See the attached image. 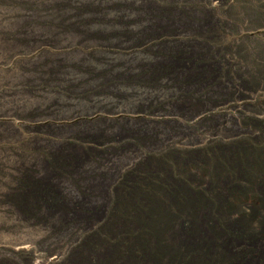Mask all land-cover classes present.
Masks as SVG:
<instances>
[{
	"label": "rangeland",
	"instance_id": "374dc122",
	"mask_svg": "<svg viewBox=\"0 0 264 264\" xmlns=\"http://www.w3.org/2000/svg\"><path fill=\"white\" fill-rule=\"evenodd\" d=\"M43 1L47 3L48 0H40L39 4L34 0H0V109L11 110L15 106V111H11L14 114V118H16L15 123L17 125L16 128L14 125H10V128L15 130V136L10 138L0 135V156H2L0 158H3L4 154L10 157L16 155L22 159L21 164L24 166L25 159L30 155L43 154L49 168H52L53 174H51V177L53 180L58 178L66 181L70 180L77 190H81L77 181L72 178L69 169L73 168L72 166L63 162L61 166H63V169L66 168V171L58 169L53 165L51 154L45 152L42 145L36 149L34 147L29 148L26 143H28L31 134L28 129L20 128L18 121L22 123L23 120L37 118L40 114L42 116L43 112L36 114L31 106L39 104L42 102V98L47 99L52 94H55L54 97L57 95L55 97L57 103L53 106L57 107L56 113L58 111V113L62 112L60 121H67L65 114L72 109L75 110L74 114L77 117L81 116V110L79 111L78 109L83 108V105L89 100L91 95H105L107 93L101 90L120 83L140 86L142 89L154 87L163 89V96H160L155 102H150L146 108L142 105H136L131 106L129 111L141 118H154L158 122H162L161 120L163 119H171L180 123L177 127L163 124L164 129H168L171 134L179 135L180 137L171 139L158 150L150 151L143 147L140 139L130 137L126 131L121 136L122 138H107L103 135H92L89 136L90 138H78V135H76V138H62V142L68 143L67 146L85 152L91 160H95L96 156L101 153L113 154V150H133L141 154V160L134 167L124 171L118 182L111 187V191L108 193L109 201L105 207L97 205L94 210H88L87 208L79 210L83 214L81 221L92 222L89 226L90 229L83 231L79 235L78 240L75 241L76 243H71L69 253L67 252L63 255L60 253L70 243L65 241L64 243L56 244L53 241L46 244L45 242L57 237L59 234H63L66 229L59 231L57 229V231H51L45 236V232L40 229V226L42 225L41 223H46V219L38 218L29 211L33 209L40 212L42 210L41 203L43 202L46 205V210L50 213L49 216L51 215L50 218L56 217V214L59 215L63 212L67 215L71 214L72 209L65 206V196L56 193V188L52 184L49 186V191L44 194V197L38 196L39 193H42V181L40 183L34 175L42 174L39 169H36V167L11 168L9 162L0 160V264H65V259L73 255V250L79 248L84 239L90 236L100 238V243L115 245L108 226L111 224L112 217L119 210L118 201L120 202L124 187L126 188L125 183L131 185L136 182L137 177L150 164L159 158L169 159V154L173 152L185 155L201 154L217 144L227 145L245 139L256 140L264 133V0H206V2L205 0H127L130 2L148 1L150 3L148 4L149 10L160 11L163 14L168 13V15L172 14L171 16L180 15L192 23H203L208 20L210 26L206 30L191 35L187 34L188 28L180 29L172 25L154 27L153 24H149L151 27L144 26L142 29H138L136 33H132L133 31L128 33L126 30L121 31L125 26L135 28L145 19L123 20V13L133 8L125 4V0H111L115 2L107 0L111 2V6L106 7V9L110 12L112 11L111 13H106L107 18L81 19L71 23L76 25L75 28H71L70 24L62 25L50 22L45 14L54 9L64 11L72 8L78 11L82 9L85 11L95 10L98 15L103 8L93 5L80 8L71 5V3H60L59 5L45 8L39 7L42 6ZM211 2L214 3L211 4ZM153 4L158 6L155 7ZM204 8H209L208 13L203 11ZM134 9L140 11L142 8L135 7ZM142 10H146V8ZM187 11L195 12V14L197 12V15L193 17ZM43 12L44 15L42 16ZM110 15L113 17L109 18ZM129 15L132 18V14ZM155 16L158 18L163 17L160 14ZM85 24L91 26L90 29L95 32L88 35L85 31L78 29ZM14 26L16 29L13 28ZM27 26L29 28L32 26L36 30L37 33L34 35L37 37L34 35H31V37L25 36L27 33L26 29H29ZM108 26V29L110 27L111 30L113 29L111 33L105 31ZM53 28H56L58 32L52 34V37L47 36L45 34L46 31H52ZM40 29L41 32H39ZM149 30L151 31L149 32ZM179 33L181 34L179 35ZM16 36H21L22 38H16ZM129 39H133L132 43L128 42ZM177 42L197 45L196 49L199 54L198 52L194 54L192 51L189 52L187 50L178 51L176 54L156 50L157 47L163 44ZM1 43L4 44L2 45ZM41 48L46 49L43 54ZM27 49H34L32 53L39 57H44L46 61L48 60L47 62L67 60L68 58L72 60L80 57L94 62L93 64L96 67L103 68L105 72L101 76L113 70L119 73L114 79L93 87L84 93L75 94L71 92L70 87H60V85L45 83L30 85L20 80L21 74L35 71V69H29L26 66L25 62L30 56L29 54L27 55ZM206 53L211 56L205 60L204 54ZM152 57L173 59L174 63L167 65L165 69L157 68L156 66H153L152 69H147L145 64H137L135 67L136 62L146 61ZM175 63L180 66L177 67ZM181 64H185V67L181 66ZM61 67L66 69L68 65L63 64ZM72 68L84 73V70L78 66L73 65ZM17 73H21L18 81ZM123 73H132L133 75L124 77ZM179 73L185 74L179 81H166L162 85L157 83L158 79L175 77ZM189 73H192L191 80H186L185 76ZM99 76L100 74H95V77ZM155 76L157 77L154 78ZM210 79L212 80L211 83L205 84ZM6 83L9 84L7 85ZM188 86H194L198 92L190 90ZM218 86H224V90L231 88V92L226 97H220L213 89ZM22 90L23 93L21 92ZM120 90L130 95H128V99L118 103L115 109L123 106L126 102H135L141 97L138 93L131 92L132 88L129 89L128 86H121ZM168 91L169 93H166ZM42 92L45 93L44 96H42ZM12 95H15L14 99L11 98L13 97ZM16 98L17 100H15ZM78 99L81 100L79 101ZM170 107H175L173 114H171L172 111L168 110ZM100 108V113L104 115L109 114L112 110L111 107L101 106ZM25 109H28V111ZM157 112H161L163 118L157 116L159 114ZM128 114L133 115L131 113ZM46 115L49 116V113L46 112ZM1 119L4 121L0 117V126H5ZM36 136L42 137L44 135L41 133L36 134ZM192 139L196 141V144H191ZM68 157L71 159L70 162L74 160L73 156L69 155ZM7 179H9V182L6 181ZM30 180L39 181V184L31 183ZM29 191L35 195H28ZM81 194L85 197L89 196L85 192H81ZM21 202H27L28 206L26 205L25 207ZM20 203L21 205H19ZM98 214L100 216L96 219L95 216ZM71 222L73 223V221L66 223L65 228H68L72 224ZM135 227L139 228L138 225H135V230ZM130 244L132 246V240L129 241L125 250L131 247H129ZM242 246V244H236L234 249H230V252L228 251L229 254H237ZM94 247V249L100 248L98 244L94 245ZM250 261L253 264H260L258 258H252ZM97 264L114 263L108 258Z\"/></svg>",
	"mask_w": 264,
	"mask_h": 264
},
{
	"label": "bare ground",
	"instance_id": "6f19581e",
	"mask_svg": "<svg viewBox=\"0 0 264 264\" xmlns=\"http://www.w3.org/2000/svg\"><path fill=\"white\" fill-rule=\"evenodd\" d=\"M34 1H36V3L39 4L40 0H34ZM109 1H111V0H109ZM109 1H107V0H48L47 3H44V1H43L42 6H39V7L45 8V7H49L52 5H59L60 3H71V5L76 6V7H80V8L83 6H87V5L101 6V8H103L101 13H99L98 15L96 14L95 10L85 11L82 9L81 11H78V10H75L72 8H68L64 11L60 10L61 12L58 11L57 9H54L53 11H50L49 13L45 14V16H47V19L50 20V22L52 21L54 24H62V25L70 24L71 28H75L76 25L71 24V23H73L75 21H80L81 19L90 20L92 18H94V19L95 18H98V19L107 18L106 13L110 12V11L108 9H106V7L111 6V2H115V1H111V2H109ZM205 2H206V0H205ZM124 3L128 4L129 6H132L133 8H132V10H127V12L125 11V13H123V15H124L123 20H139V19L145 18L144 21L139 23L138 26L135 28L125 26L124 28L121 29L120 27H118L121 29V31L126 30V32L128 31V33L132 32V31H133L132 33H134V32L136 33V31L138 29H142L144 26L151 27L149 24H153L154 27H158L161 25H165V26L166 25H172L175 28L177 27L180 29L181 28H186V29L188 28L189 31L187 34L191 35V34H194L196 32H203L204 30H206L210 26V23L208 22V20H207V22H203V23H192V22L187 21V19L185 17L180 16V15L171 16L172 14L168 15V13L163 14V13H160V11L157 12L155 10L154 11L149 10L148 4H150V3L148 1L130 2V1L125 0ZM213 3L211 2V4H213ZM153 6L156 7L158 5L153 4ZM135 7L136 8H142V9L146 8V10L140 9V11H137L134 9ZM23 11H25V10H23ZM203 11L208 13L209 8H204ZM187 12L189 15H191L193 17H195L197 15V12H196V14H195V12H190V11H187ZM128 14H132V18L130 17V15L128 16ZM133 14H134V16H133ZM158 14L162 15L163 17L162 16L161 17L163 19L155 16ZM43 15H44V12L42 13V16ZM75 15H76V17H75ZM71 16H72V18H70ZM118 16H119V14H118ZM110 17H113V16L110 15L109 18ZM15 26L13 28H15ZM34 26H36V25H34ZM90 27L91 26L85 24L83 26H80L78 29L85 31L86 34L90 35V34H93L95 32V31L91 30ZM139 27H141V28H139ZM108 28H109V26L106 28L105 31L111 33V31H113V29L111 30V27H110V29H108ZM42 30H43V28H42ZM97 30H98V28H97ZM150 31L151 30H149V32ZM26 32H27L25 34L26 37H31V35H34L37 33L36 30L32 28V26H31V28L26 29ZM39 32H41V29ZM56 32H58V30L56 28H53L52 31H49V32L46 31L45 34L47 36H51L52 34H55ZM38 34H40V33H38ZM180 34L181 33H179V35ZM17 37L20 38L21 36H16V38ZM35 37H37V36H35ZM123 38H125V37H123ZM137 38H136V40H137ZM77 39H79V38H77ZM134 40H135V38H134ZM131 41H133V39L128 40L129 43H132ZM1 44L3 45L4 43H1ZM2 45H1V47H3ZM197 47H198L197 45H188L186 43L177 42V43L163 44L160 47H157L156 50H161V51L163 50L169 54H176L178 51L187 50L189 52L192 51L194 54H196L198 52V50L196 49ZM41 49H42V54H43L46 49L45 48L44 49L41 48ZM33 50L34 49H30L27 51V55L29 54L30 56H29V59H27V61L25 63L29 69L32 68V69H35V71L34 72L31 71V73H27V74L17 73L18 74L17 81L19 79V74H21L20 80L24 83H27L30 85H37L40 83H42V84L45 83V84L56 85V86L60 85V87H70L71 92L76 94V93H84L87 90L92 89L93 87H96L100 84H105L108 81L114 79V77L117 76L119 73L116 70H113V71H108V72H106V74L104 76H101V74L103 72H105V71H103V68L101 69L99 67H96L93 64L94 62H92L86 58L83 59L80 57H78V58L76 57V59H72V60L67 57L68 58L67 60L62 59L61 61H55L54 60L55 61L54 62L52 60L51 62H47L48 60L46 61L44 59V57H42V56L39 57L36 54L32 53ZM198 54H199V52H198ZM63 55H61V56L63 57ZM210 56H209V53L204 54L205 60L207 57H210ZM173 63H174L173 59L152 57V58L147 59L146 61L136 62L135 67L137 64H139V65L145 64V68H147V69H149V68L152 69L153 66H156L157 68L159 67L161 69H165V67L167 65H170ZM63 64H67L68 67L69 66L70 67L69 68L67 67L66 69H64L61 67V65H63ZM113 64H114V62H113ZM73 65L82 68L84 70V73L79 71L76 68H72ZM102 65H103V63H102ZM175 65H177V67L180 66L179 64H176V63H175ZM181 66L185 67V64H181ZM133 69H136V68H133ZM132 73H134V72H132ZM132 73H123V76L124 77L131 76V75H133ZM95 74H100V76L95 77ZM183 75H185V74L179 73L175 77L161 78V79H158L157 83H160L162 85V84L166 83V81H171V82L172 81H179V79L182 78ZM191 76H192V73H189L188 75H186L185 76L186 80H189L191 78ZM156 77L157 76H155L154 78H156ZM202 78H204V77H202ZM211 81H212L211 79L207 80L205 84H209V83H211ZM121 86H128L129 89L132 88L131 92L138 93L141 97L139 98V100H137L135 102H133V101L132 102H126L123 106L115 109V106L118 103L125 101L126 99H128V95H130L127 93H123L120 90ZM188 88H190V90H196V88L194 86L193 87L188 86ZM224 88H225L224 86H218V87H214L213 89H214V91L217 92L216 93L217 95H220V97H226L231 92V88H226L225 90H224ZM6 89H7V87H6ZM176 90H174V91H176ZM5 91H7V90H5ZM101 91H104L107 94H105V95H95V94L91 95L89 97V100L86 101V103L83 105V108L78 109L79 111L81 110L80 111L81 116L77 117V115L74 114L75 110H73V109L69 110V111L66 109L68 112L65 115H66V119H68V120L67 121H60V119H62L61 118L62 112L60 111L61 113H58L59 112L58 111L56 113L55 110L57 109V107L53 106L54 104L57 103V100H55L56 99L55 97H57V95L54 97L55 94H52V95L50 94L51 96H49V98H47V99L42 98V102H40L39 104H36V105L34 104L31 106V108L34 110V113L40 114L41 112H43L44 114L42 116H40L41 115L40 114L37 116V118L29 119L26 121L23 120L22 123L20 121H18L20 128L28 129L29 133L31 134V136H29L28 143H26L29 146V148L34 147L36 149L38 146L42 145V147H44V149H45V152H47L48 154H51V159L53 160V165L58 169H62V170L66 169V168L63 169V166H61V164L63 162H65L67 165L72 166L73 168H69L70 172L72 174V178H74L77 181V184L79 185L81 190H77V188L73 185V183L70 180L66 181V180L59 179V178L56 180H53V178L51 177V174H53L52 173L53 171H51L52 168L51 169L49 168L47 161L44 160L43 154L30 155L28 158L25 159V161H24L25 165L24 166L21 164L22 159L18 158L16 155H13L10 157L9 155L4 154V157H6V158H4V157L0 158L1 161L5 160L6 162H9V166L11 168L36 167V169H39L40 172H42V174L41 175L40 174L34 175L37 178V180L40 181V183L42 181V183H41L42 184V189H41L42 193H39L38 196L44 197V194H46L49 191V186H51V184L53 187L56 188V191H55L56 193L65 196V198H66V201H65L66 205L65 206L72 209L71 214L67 215L63 212V213H60L59 215L56 214L55 215L56 217L50 218L51 215L49 216L50 213L46 210V205H44L43 202L41 203V207H42L41 209L42 210L40 212L34 211L33 209L31 211H29L32 215H34L38 218L46 219V223H41L42 225L40 226V229H42V231L45 232V236H47L48 233H50L51 231H57V229H58V231L61 229L62 230L66 229L63 234H59V235H57V237H53V239L48 240V242H45L46 244L51 243L53 241L56 244L64 243L65 241L70 243L69 246L63 252L60 253L61 255L66 254L71 249V243L73 244L76 240H78L79 235L83 231L84 232L87 231L90 224L92 223V222H89L87 220L81 221L83 214L79 210L81 208H87L88 210L89 209L94 210L97 205H101L102 207H105L109 201L108 200V193L111 191L110 190L111 187L118 182V179L120 178V176L122 175V173L124 171H126L129 168L134 167L141 160V154H139L133 150H125V151L113 150L114 151L113 154L101 153L99 156H96L95 160H91L85 152H83L79 149L67 146L68 143L62 142V140H63L62 138H64V139L66 137L76 138L77 137L76 135L79 136L78 138L89 137L92 135H94V136H100V135L102 136L103 135L107 138H114V137L115 138H122L121 136L126 131L127 135H129L130 137H133L135 139H140V141H141L140 143L143 145V147L146 150L150 151V150H158L162 145L166 144L171 139H173V138L175 139L176 137H180L179 135L176 136L174 134H171L170 133L171 131H169L168 129L167 130L164 129V126H163V124H166V125H169L172 127H177V125L180 123L174 122L171 119L170 120L163 119V120H161L162 122H158V120L154 119V118H148L147 119V118L137 117L136 114H133V112L129 111V108L131 106H136V105H139V106L142 105L144 108H146L150 102H155L160 96H163V94H164L163 89H161L159 87H154V88H150V89L149 88L142 89V88H140V86L138 87V86L132 85V84L131 85H123L120 83V84L105 87ZM196 91L198 92V90H196ZM21 92L23 93V90ZM22 93H19V94H22ZM39 93H37V94L39 95ZM166 93H169V91ZM44 95H45V93L42 92V96H44ZM14 96L11 98L14 99ZM6 100H7V98H6ZM15 100H17V98ZM78 100L80 101L81 99H78ZM74 102H71V103H74ZM60 104H61V102H60ZM18 105H19V103H18ZM69 105H71V104H69ZM101 106L102 107L103 106L109 107V108L111 107L112 110L109 114L104 115L103 113H100L99 109H101L100 108ZM14 107L11 110H14ZM174 108L175 107L168 108V110L172 111L171 114L174 113V111H175ZM11 110H9V109L8 110H1L0 109V117H2L4 119V121L2 119L1 120L3 121L2 123L5 124V126L4 125L0 126V135H3V136L5 135V136L10 137V138L15 136V130L10 128V125H12V126L14 125L15 128L17 126L15 123L16 118H14V114L12 113ZM58 110H59V108H58ZM26 111H28V109ZM63 111H64V109H63ZM46 112L49 113V116L46 115ZM128 113H131L133 115H129ZM157 113H159V114H157V116H161V117L163 116V114H161V112H157ZM63 114H64V112H63ZM17 118H20V117H17ZM66 119H64V120H66ZM18 129H19V127H18ZM41 133L44 136H42V137L36 136V134H41ZM191 144H196V141H194L192 139ZM23 155H26V154H23ZM69 155L74 157V160H72V162H70L71 159H70V157H68ZM0 157H2V156H0ZM20 176H21V174H20ZM53 177H54V175H53ZM6 181L9 182V179H7ZM39 181L37 182L36 180H30L31 183L34 182L36 184L37 183L39 184ZM81 192H85L89 196L85 197L84 195L81 194ZM27 194L28 195L31 194L32 196L35 195L33 192L30 193V191ZM21 203L19 205H21ZM62 203H63V201H62ZM22 204L25 205V207H26L27 202L22 203ZM71 209H70V211H71ZM99 216H100V214L95 216L96 219H98ZM69 221H73V223L71 222L72 224L69 227L67 226L68 228H65V224L68 223ZM135 228L137 229V227H135ZM113 231H115V230H113ZM120 232H122V231L118 230L117 233H120ZM175 234H176V240H181V239H184L186 237L185 231L183 229H180V228L176 230ZM110 235H112V234H110ZM100 240H101L100 238L95 237V236H90V237L85 238L84 241L82 242V244L79 246V248L73 250V255L71 257H68L65 259V264H97V263H100L102 261H105V259H108V258L110 260H112V262L114 264H129L130 263V260H131L130 257L126 256L125 258L121 259V258H118L116 256L117 251H118V248L116 245H112L110 243L103 244V243L99 242ZM97 244L100 248L94 249L95 248L94 245H97ZM130 246H131V244L129 245V247ZM255 247L260 252H263L264 251V241H259L255 245ZM39 264H42V263H39ZM145 264H150V263L147 262ZM246 264H253V262L248 261Z\"/></svg>",
	"mask_w": 264,
	"mask_h": 264
},
{
	"label": "trees",
	"instance_id": "16d2710c",
	"mask_svg": "<svg viewBox=\"0 0 264 264\" xmlns=\"http://www.w3.org/2000/svg\"><path fill=\"white\" fill-rule=\"evenodd\" d=\"M125 185L108 226L118 258L130 257L129 264H246L258 258L264 264V251L255 247L264 241V133L201 154L173 152ZM179 228L186 237L176 240ZM236 244L243 246L229 254Z\"/></svg>",
	"mask_w": 264,
	"mask_h": 264
}]
</instances>
